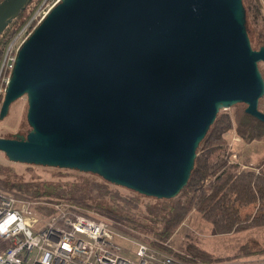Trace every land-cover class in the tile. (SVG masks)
<instances>
[{
	"label": "water",
	"instance_id": "1",
	"mask_svg": "<svg viewBox=\"0 0 264 264\" xmlns=\"http://www.w3.org/2000/svg\"><path fill=\"white\" fill-rule=\"evenodd\" d=\"M31 1H0V36ZM261 63L242 0H58L16 53L0 120L25 97L30 130L0 152L172 199L219 111L264 123Z\"/></svg>",
	"mask_w": 264,
	"mask_h": 264
},
{
	"label": "trees",
	"instance_id": "2",
	"mask_svg": "<svg viewBox=\"0 0 264 264\" xmlns=\"http://www.w3.org/2000/svg\"><path fill=\"white\" fill-rule=\"evenodd\" d=\"M41 1L32 0L26 9L8 24L0 36V56L7 42ZM242 2L246 30L250 36L249 27L253 20L259 19L264 23L263 7L259 0ZM258 40L260 47H264V33L259 35ZM258 109L264 113V96L259 100ZM232 128L245 143L250 144L264 139V123L247 115L244 109L238 108L232 115L219 111L196 150L194 167L186 186L176 197L161 199L157 204H149L143 211H138V198L142 195L130 191L132 195L129 197L118 196L116 192L107 190L108 183L105 181L98 187L103 193L110 194V199L114 202L113 207L108 209L89 204L91 198L88 191H67L61 186L54 189L47 187L30 189L31 186H28L29 191L25 193L22 186L17 184L0 185V193L16 198L18 196L22 198L24 195L32 198L55 197L80 207L94 208L108 216L115 223L116 229L139 239L140 235H145L146 238L141 239L151 247L188 263L211 264L242 257L261 256L264 254V248L252 251L248 244L240 246L234 255L223 258L214 257L192 243L186 246L185 255L176 253L165 245L191 211L210 223L216 234H230L264 226V156L251 166L247 161V164L242 165L231 160L224 133ZM161 201L164 204L158 205ZM6 246L7 243L0 241V252Z\"/></svg>",
	"mask_w": 264,
	"mask_h": 264
},
{
	"label": "rangeland",
	"instance_id": "3",
	"mask_svg": "<svg viewBox=\"0 0 264 264\" xmlns=\"http://www.w3.org/2000/svg\"><path fill=\"white\" fill-rule=\"evenodd\" d=\"M57 1L58 0H48V7L51 8ZM259 1L262 4L264 13V0ZM249 28V38L252 48L257 50L260 47L258 37L259 35L264 33V23H261L259 19L257 21L253 20V24H251ZM259 70L264 78V65L262 63L259 64ZM1 101L2 98L0 100V104ZM238 108L244 109L245 106L243 104H237L226 110H221L220 112H228L232 115ZM26 112L27 102L25 97H22L15 101L13 104H11L6 117L0 120V138H11L16 134H26L30 130L26 121ZM224 137L227 141V148L229 149L228 152L231 153L230 159L233 161H237L242 165L247 164V161L252 162V164L255 165L258 160L264 156V139L254 141L250 144L245 143L237 135L234 128L224 133ZM103 183L104 181L100 177L90 173H82L75 170L58 169L52 167L12 162L9 161L2 152H0V185L17 184V186H22V190L25 193L29 191L27 190L28 186H31L30 189H32L33 187H47L54 189L58 186H61L62 189H65L67 191H88V196L91 198L89 200L90 202H88L89 204L93 206L97 205L99 207H104L108 209L111 206L113 207L114 202L110 199V194L103 193L102 190H100V188L98 187L100 184ZM107 185V190L111 192H116L118 196L129 197L132 195L130 190H127L125 188L115 186L109 183ZM17 199L20 201H27L31 204L32 210L34 214H36V218L38 219L39 223H47L51 221V219L58 217L61 211H69V213L84 215L90 219L104 222L115 232L120 234L123 233V231L115 228V223L108 216L94 208L80 207L63 199L55 197L38 196L32 198L24 195L22 198L18 196ZM138 200V211H143L144 209H146L147 205L157 204V202L159 201L157 199L145 196H140ZM162 203L163 202L161 201L160 203H158V205H161ZM213 232L214 230L210 223L203 220L200 215L196 212L191 211L184 218L182 223L177 227L174 234L169 239L170 243H168L167 241L165 245L166 247H169L172 244L174 247L173 250L176 253H180L181 255H183L185 252V248L189 243L195 245H202V243L205 242L204 246L207 244L209 250L218 254V248H220L218 246V242H221V245L223 247L222 249H224L225 251L224 253H232L231 251L233 248L231 247V245H226L232 243V241H226L227 237L218 238L217 234V236H210L211 234H213ZM133 233L139 235V233L137 232ZM201 233L203 235H201ZM125 235H128V237L131 238L129 240H131L132 242L144 243L148 245V243L144 242V240L142 241L143 238H146L145 235H140L142 239L136 238L135 236L130 235L128 233H126ZM240 236L241 237L239 239L235 238V245L240 240L242 241L244 239L250 238L249 233H242L240 234ZM128 242V240L120 242L124 250V255L127 256L131 260V262L136 263L137 258L134 254V252L136 251V246L134 244L132 246L128 244ZM225 242L226 244L224 246ZM148 246L153 250H157L151 247L150 245ZM159 252L164 256H169L175 260H181L176 256L169 255L161 251Z\"/></svg>",
	"mask_w": 264,
	"mask_h": 264
},
{
	"label": "built area",
	"instance_id": "4",
	"mask_svg": "<svg viewBox=\"0 0 264 264\" xmlns=\"http://www.w3.org/2000/svg\"><path fill=\"white\" fill-rule=\"evenodd\" d=\"M49 10L48 0H42L5 45L0 56V100L18 49ZM129 239L104 222L69 211L39 223L29 202L0 193V241L7 243L0 264H208L175 260ZM124 240L136 246V263L124 255L120 244Z\"/></svg>",
	"mask_w": 264,
	"mask_h": 264
},
{
	"label": "crops",
	"instance_id": "5",
	"mask_svg": "<svg viewBox=\"0 0 264 264\" xmlns=\"http://www.w3.org/2000/svg\"><path fill=\"white\" fill-rule=\"evenodd\" d=\"M249 165L251 166V165H254V164H252V162H249ZM242 233H249V235H250L249 237L250 238L249 239H244L242 241L240 240L235 245V243H234V242H236L235 238L239 239L241 237L240 234H242ZM201 235H203V234L201 233ZM213 235H216V233L213 232V234H211L210 236H213ZM217 235H218V238L219 237H227L226 241H229V240L232 241V243H229V244H226V242L224 243V246H225V244L227 246L231 245V247L233 248L232 251H231L232 253H230V254L229 253H224L225 251H224V249H222L223 247L221 245V242H218V246L220 247V248H218V254H216L213 251L209 250L208 247H207L208 246L207 244L204 246L205 242L202 243V245L197 244L196 246L199 247L200 249L210 253L214 257H219V258H223V257H228V256L234 255L239 250L240 246H242L243 244H248L250 249L253 250V251H259V250L264 248V226L252 227V228L245 229L243 231L233 232V233H230V234H222V235L221 234H217ZM168 243H170V240L168 241ZM171 245L169 246V248L174 249L173 245L172 246ZM211 264H264V256L261 255L260 257L259 256H256V257H242V258L231 260V261H224V262H220V263H211Z\"/></svg>",
	"mask_w": 264,
	"mask_h": 264
}]
</instances>
